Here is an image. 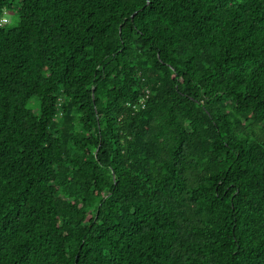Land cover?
<instances>
[{"label": "trees", "instance_id": "1", "mask_svg": "<svg viewBox=\"0 0 264 264\" xmlns=\"http://www.w3.org/2000/svg\"><path fill=\"white\" fill-rule=\"evenodd\" d=\"M0 264H264V0H0Z\"/></svg>", "mask_w": 264, "mask_h": 264}, {"label": "rangeland", "instance_id": "2", "mask_svg": "<svg viewBox=\"0 0 264 264\" xmlns=\"http://www.w3.org/2000/svg\"><path fill=\"white\" fill-rule=\"evenodd\" d=\"M8 23H7V27L9 28H14L18 25V19L16 18V16H10L9 19L7 18Z\"/></svg>", "mask_w": 264, "mask_h": 264}, {"label": "built area", "instance_id": "3", "mask_svg": "<svg viewBox=\"0 0 264 264\" xmlns=\"http://www.w3.org/2000/svg\"><path fill=\"white\" fill-rule=\"evenodd\" d=\"M3 23H7V19H4V20H3Z\"/></svg>", "mask_w": 264, "mask_h": 264}]
</instances>
